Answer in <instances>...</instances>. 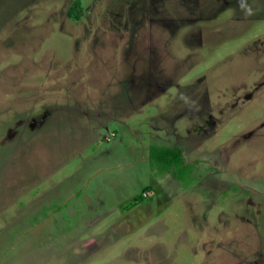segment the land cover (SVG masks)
Instances as JSON below:
<instances>
[{
	"label": "rangeland",
	"instance_id": "obj_1",
	"mask_svg": "<svg viewBox=\"0 0 264 264\" xmlns=\"http://www.w3.org/2000/svg\"><path fill=\"white\" fill-rule=\"evenodd\" d=\"M0 264H264V0H0Z\"/></svg>",
	"mask_w": 264,
	"mask_h": 264
},
{
	"label": "trees",
	"instance_id": "obj_2",
	"mask_svg": "<svg viewBox=\"0 0 264 264\" xmlns=\"http://www.w3.org/2000/svg\"><path fill=\"white\" fill-rule=\"evenodd\" d=\"M80 2L76 1L70 8L69 17L74 20L80 18ZM151 161H156L159 169H163V173L172 174L177 180L183 182L186 171L193 169V165H186L183 151L179 148L157 147L153 146L150 149Z\"/></svg>",
	"mask_w": 264,
	"mask_h": 264
},
{
	"label": "crops",
	"instance_id": "obj_3",
	"mask_svg": "<svg viewBox=\"0 0 264 264\" xmlns=\"http://www.w3.org/2000/svg\"><path fill=\"white\" fill-rule=\"evenodd\" d=\"M153 146H157V147H167V146H164V145L161 146V145H157V144H153ZM153 146H151V147H153ZM171 148H173V147H171ZM149 157H150V151H149ZM149 160L151 161V159H149ZM186 165H192V164H187L186 163ZM161 176H162V178H161L160 181L159 180H157V181L156 180H153L152 182L153 183H161L162 186H164L165 184L166 185H175L176 184L177 186H181V182H179V180H177L172 174H170V173H163V174H161ZM97 197H98V194H97ZM91 209H92V207H91ZM99 217H101V216L99 215Z\"/></svg>",
	"mask_w": 264,
	"mask_h": 264
}]
</instances>
